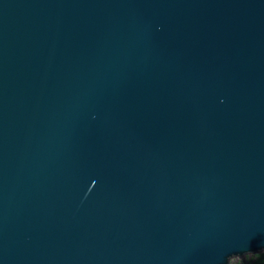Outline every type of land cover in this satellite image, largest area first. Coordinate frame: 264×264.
Returning a JSON list of instances; mask_svg holds the SVG:
<instances>
[{"label": "water", "instance_id": "obj_1", "mask_svg": "<svg viewBox=\"0 0 264 264\" xmlns=\"http://www.w3.org/2000/svg\"><path fill=\"white\" fill-rule=\"evenodd\" d=\"M264 252V0H0V264Z\"/></svg>", "mask_w": 264, "mask_h": 264}, {"label": "trees", "instance_id": "obj_2", "mask_svg": "<svg viewBox=\"0 0 264 264\" xmlns=\"http://www.w3.org/2000/svg\"><path fill=\"white\" fill-rule=\"evenodd\" d=\"M230 264H264V252L251 255V256H247L235 262L231 261Z\"/></svg>", "mask_w": 264, "mask_h": 264}, {"label": "rangeland", "instance_id": "obj_3", "mask_svg": "<svg viewBox=\"0 0 264 264\" xmlns=\"http://www.w3.org/2000/svg\"><path fill=\"white\" fill-rule=\"evenodd\" d=\"M242 259H243V258H242ZM237 260H239V259H233L232 262H235V261H237Z\"/></svg>", "mask_w": 264, "mask_h": 264}]
</instances>
